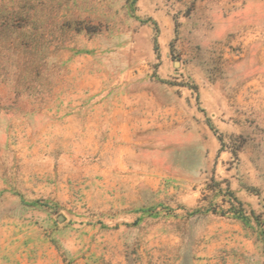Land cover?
Wrapping results in <instances>:
<instances>
[{
  "label": "rangeland",
  "instance_id": "rangeland-1",
  "mask_svg": "<svg viewBox=\"0 0 264 264\" xmlns=\"http://www.w3.org/2000/svg\"><path fill=\"white\" fill-rule=\"evenodd\" d=\"M0 264H264V0H0Z\"/></svg>",
  "mask_w": 264,
  "mask_h": 264
}]
</instances>
